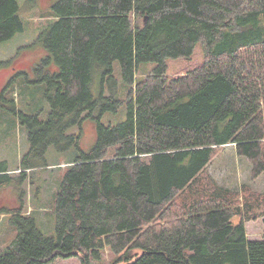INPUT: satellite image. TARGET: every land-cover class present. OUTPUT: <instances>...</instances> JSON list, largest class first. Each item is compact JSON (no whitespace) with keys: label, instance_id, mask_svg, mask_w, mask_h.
I'll list each match as a JSON object with an SVG mask.
<instances>
[{"label":"trees","instance_id":"trees-1","mask_svg":"<svg viewBox=\"0 0 264 264\" xmlns=\"http://www.w3.org/2000/svg\"><path fill=\"white\" fill-rule=\"evenodd\" d=\"M50 9L54 19L36 41L48 54L34 79L46 84L48 118L0 93L29 138L19 175L0 162V192L11 187L18 201L0 207L18 228L0 264L71 256L92 264L107 246L112 264H264V238L246 229L264 210L204 176L228 144L253 162L254 176L264 172V0H52ZM21 31L19 0H0V43ZM200 42L204 62L170 75L169 60L190 59ZM143 63L155 65L137 79ZM123 105L124 120L102 121ZM87 119L97 138L83 150ZM50 147L76 150L55 197L54 236L23 212V184L50 165Z\"/></svg>","mask_w":264,"mask_h":264},{"label":"rangeland","instance_id":"rangeland-1","mask_svg":"<svg viewBox=\"0 0 264 264\" xmlns=\"http://www.w3.org/2000/svg\"><path fill=\"white\" fill-rule=\"evenodd\" d=\"M52 0H19L24 31L17 32L11 39L0 43V93H5L9 102L15 101L17 109L26 114H38L46 120L50 105L45 97L46 84L34 82L36 66L48 54L41 44L37 43L40 33L54 19L50 9ZM206 55L200 42L190 59L177 58L169 60L168 72L178 75L199 66ZM155 63H143L137 73V79H143ZM98 76V75H97ZM114 76L120 84V98H126L127 85L121 79L120 64L115 62ZM100 77L93 84L95 96L99 95ZM107 91V95H109ZM127 116L123 105L118 112L107 111L102 116L105 124H117ZM81 148L89 150L97 138L96 127L91 120H85L82 127ZM71 132H79L75 127ZM29 149L27 126L21 124L17 114L0 105V162L6 160L12 175L20 174L22 156ZM76 150L66 153L57 152L50 147L47 153L50 165L33 172L23 184L27 189L24 196V213L32 212L40 230L54 236L56 233V194L67 163ZM253 162L236 150L235 144H228L216 149L211 162L205 169V179L213 180L220 186L228 187L236 194L240 203L248 197L253 201L252 207L258 212L264 210V172L254 176ZM18 204L13 188L0 192V207H15ZM10 213L0 215V250L9 247L18 235L17 225L10 219ZM238 222V217H235ZM247 235L250 239L264 238V215L256 220L246 222ZM116 255L107 246L101 252L100 260L93 259L92 264H112ZM51 264H81L79 256L59 257Z\"/></svg>","mask_w":264,"mask_h":264},{"label":"crops","instance_id":"crops-1","mask_svg":"<svg viewBox=\"0 0 264 264\" xmlns=\"http://www.w3.org/2000/svg\"><path fill=\"white\" fill-rule=\"evenodd\" d=\"M10 171H12V170L10 169Z\"/></svg>","mask_w":264,"mask_h":264}]
</instances>
